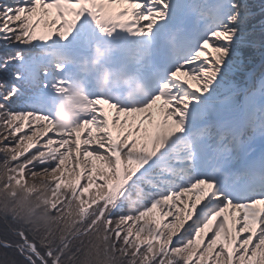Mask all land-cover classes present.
I'll list each match as a JSON object with an SVG mask.
<instances>
[{
	"label": "snow or ice",
	"instance_id": "6c2138e0",
	"mask_svg": "<svg viewBox=\"0 0 264 264\" xmlns=\"http://www.w3.org/2000/svg\"><path fill=\"white\" fill-rule=\"evenodd\" d=\"M0 42L9 195L44 173L52 210L76 202L123 264H264V2L0 0ZM100 43L146 90L93 91L60 127L55 100ZM7 220L0 252L15 264L63 259L66 245Z\"/></svg>",
	"mask_w": 264,
	"mask_h": 264
},
{
	"label": "clouds",
	"instance_id": "9594fccd",
	"mask_svg": "<svg viewBox=\"0 0 264 264\" xmlns=\"http://www.w3.org/2000/svg\"><path fill=\"white\" fill-rule=\"evenodd\" d=\"M122 72H127L123 68H119ZM111 81V71H105L102 76V83L107 85ZM146 90V85L142 80L139 81L138 92ZM86 94L83 89L75 88L73 84H69V91L65 96V101L58 106L55 113L57 124L63 128L72 127L80 118L81 111L79 105L85 102ZM10 165V161H4L0 169ZM9 173L0 170V182H2ZM36 177H40L41 183L45 178L44 173H37ZM30 183H35L32 176H29ZM46 191L41 192L34 198H30L24 194L16 196V203L11 205L10 210L15 211L17 215L22 216L26 222L32 224L40 230H45V234L54 231L59 216L53 215V210L48 204ZM26 209V210H25ZM94 243L85 246L76 256L73 264H123V261L116 256L109 247V242L104 239V231L101 225H98L95 234L92 237ZM62 264L65 262L62 261Z\"/></svg>",
	"mask_w": 264,
	"mask_h": 264
},
{
	"label": "trees",
	"instance_id": "16d2710c",
	"mask_svg": "<svg viewBox=\"0 0 264 264\" xmlns=\"http://www.w3.org/2000/svg\"><path fill=\"white\" fill-rule=\"evenodd\" d=\"M250 2L258 4L264 2V0H250ZM257 22L258 18L253 21V23ZM2 46V42H0V48H2ZM3 164L4 161L0 162V166ZM10 167L11 165H7L0 170L6 171V169ZM33 179L35 183H30L28 177L27 185L17 188L14 195H9V193L3 189L2 184L4 180L0 182V215L5 218L9 215L13 216L15 220H7V223L9 225H12L13 223L22 225L25 230L29 231L31 236L35 237V239L40 243L51 245L54 249L60 248L61 245H66L61 249L64 256L63 259L60 260L59 264H62V261L65 262V264H73L76 256L79 255V252L82 251L85 246L94 243L92 237L95 234L96 228H93L91 231L87 230L88 225L86 222H83L84 218L80 214L79 205L76 202L65 203L56 211H53V215L59 216V221L54 231L47 235L45 234V230L37 229L32 224L26 222L22 216L17 215L15 211H11V205L16 203V196L18 194H24L30 198H34L39 193L46 191L47 196L50 198L48 199L50 207L52 208L53 204H59V198L52 195L50 186L43 185L40 177H35ZM33 184L37 186L36 190L31 193L27 192L25 190L26 187ZM9 238L13 239V241L16 239L14 236ZM68 242H70V244ZM0 259L4 260V264H15L11 254L0 252Z\"/></svg>",
	"mask_w": 264,
	"mask_h": 264
},
{
	"label": "rangeland",
	"instance_id": "374dc122",
	"mask_svg": "<svg viewBox=\"0 0 264 264\" xmlns=\"http://www.w3.org/2000/svg\"><path fill=\"white\" fill-rule=\"evenodd\" d=\"M72 84L75 86V88L78 87V84H77L76 81L73 82ZM68 91H69V89H68ZM68 91H67V93H68ZM67 93H65V94H63V95H61V96L56 98L55 107H54V112L55 113H56V111L58 109V106L65 101V96H66ZM108 116H110L109 119H111V120L113 119V110L112 109H108ZM123 119H124V114H121V120H123ZM128 119H129V124L133 123L132 115H129ZM115 132H116V130H115Z\"/></svg>",
	"mask_w": 264,
	"mask_h": 264
}]
</instances>
